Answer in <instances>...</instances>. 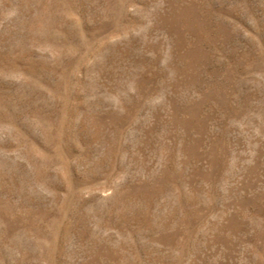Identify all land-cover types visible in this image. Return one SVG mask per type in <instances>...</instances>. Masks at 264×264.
Here are the masks:
<instances>
[{
	"label": "rangeland",
	"instance_id": "rangeland-1",
	"mask_svg": "<svg viewBox=\"0 0 264 264\" xmlns=\"http://www.w3.org/2000/svg\"><path fill=\"white\" fill-rule=\"evenodd\" d=\"M0 264H264V0H0Z\"/></svg>",
	"mask_w": 264,
	"mask_h": 264
}]
</instances>
